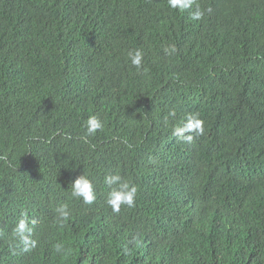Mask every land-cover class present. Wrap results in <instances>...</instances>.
<instances>
[{"label": "trees", "instance_id": "trees-1", "mask_svg": "<svg viewBox=\"0 0 264 264\" xmlns=\"http://www.w3.org/2000/svg\"><path fill=\"white\" fill-rule=\"evenodd\" d=\"M196 4L0 0V264H264V0ZM189 113L191 143L173 135ZM114 173L138 188L119 213ZM83 174L92 205L70 194Z\"/></svg>", "mask_w": 264, "mask_h": 264}, {"label": "clouds", "instance_id": "clouds-1", "mask_svg": "<svg viewBox=\"0 0 264 264\" xmlns=\"http://www.w3.org/2000/svg\"><path fill=\"white\" fill-rule=\"evenodd\" d=\"M168 7L172 9H179L180 11H190V17L193 20L202 19L204 13L196 4V0H167ZM175 47L165 48L166 53L175 52ZM128 59L132 66L138 71L143 68L144 54L140 49L130 51ZM175 116V112L170 113ZM86 135H95L98 131L103 129L102 121L95 115L89 116L85 122ZM204 122L199 118L198 113H189L185 116L182 124L173 128V135L184 142L191 143L195 136L203 135ZM104 183L109 186L110 191L107 194L106 204L112 209L114 213H119L122 206L132 208L135 206L138 188L135 184L125 179L119 173L106 175ZM71 197L81 200L85 205H92L96 199V191L92 180L85 174L80 175L70 185ZM69 191V190H68ZM56 212L60 220H66L69 215V206L67 203L61 204L57 207ZM34 220H29L26 213H21L15 227L13 228V236L18 240V244L22 246L25 252L31 251L37 246L36 240L32 239ZM57 253H64L65 249L63 244L57 243L54 246Z\"/></svg>", "mask_w": 264, "mask_h": 264}]
</instances>
